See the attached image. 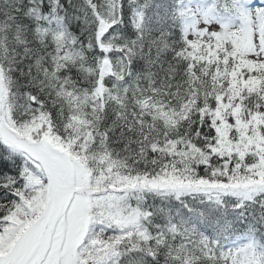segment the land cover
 <instances>
[{
  "label": "snow or ice",
  "instance_id": "1",
  "mask_svg": "<svg viewBox=\"0 0 264 264\" xmlns=\"http://www.w3.org/2000/svg\"><path fill=\"white\" fill-rule=\"evenodd\" d=\"M0 264H264V0H0Z\"/></svg>",
  "mask_w": 264,
  "mask_h": 264
}]
</instances>
